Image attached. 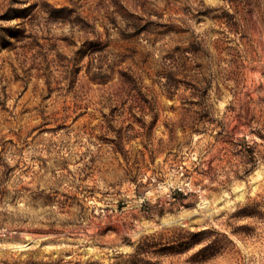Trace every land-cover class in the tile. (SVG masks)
I'll use <instances>...</instances> for the list:
<instances>
[{
  "label": "rangeland",
  "instance_id": "obj_1",
  "mask_svg": "<svg viewBox=\"0 0 264 264\" xmlns=\"http://www.w3.org/2000/svg\"><path fill=\"white\" fill-rule=\"evenodd\" d=\"M0 264H264V0H0Z\"/></svg>",
  "mask_w": 264,
  "mask_h": 264
}]
</instances>
